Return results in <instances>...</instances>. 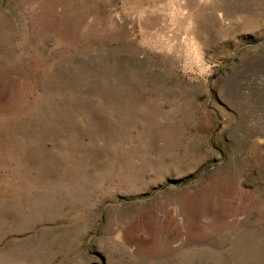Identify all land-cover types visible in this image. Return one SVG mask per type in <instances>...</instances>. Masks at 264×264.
Returning <instances> with one entry per match:
<instances>
[{
    "label": "rangeland",
    "instance_id": "374dc122",
    "mask_svg": "<svg viewBox=\"0 0 264 264\" xmlns=\"http://www.w3.org/2000/svg\"><path fill=\"white\" fill-rule=\"evenodd\" d=\"M0 264H264V0H0Z\"/></svg>",
    "mask_w": 264,
    "mask_h": 264
}]
</instances>
